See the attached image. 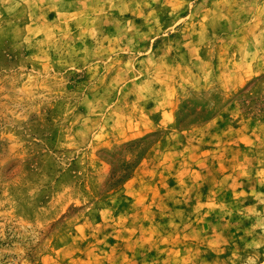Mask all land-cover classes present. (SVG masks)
I'll list each match as a JSON object with an SVG mask.
<instances>
[{"label":"rangeland","instance_id":"374dc122","mask_svg":"<svg viewBox=\"0 0 264 264\" xmlns=\"http://www.w3.org/2000/svg\"><path fill=\"white\" fill-rule=\"evenodd\" d=\"M0 264H264V0H0Z\"/></svg>","mask_w":264,"mask_h":264}]
</instances>
